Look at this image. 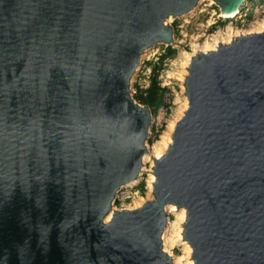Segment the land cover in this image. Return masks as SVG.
Listing matches in <instances>:
<instances>
[{
  "label": "water",
  "instance_id": "water-1",
  "mask_svg": "<svg viewBox=\"0 0 264 264\" xmlns=\"http://www.w3.org/2000/svg\"><path fill=\"white\" fill-rule=\"evenodd\" d=\"M197 2L0 0V264H172L165 204L194 264H264V32L193 56L154 199L104 222L146 153L130 78Z\"/></svg>",
  "mask_w": 264,
  "mask_h": 264
},
{
  "label": "rangeland",
  "instance_id": "rangeland-1",
  "mask_svg": "<svg viewBox=\"0 0 264 264\" xmlns=\"http://www.w3.org/2000/svg\"><path fill=\"white\" fill-rule=\"evenodd\" d=\"M261 2L262 0H249L248 4L254 9ZM191 11L192 13L179 17L170 16L168 19L166 18V23L170 24L173 29V42L169 46L175 49V53L167 56L161 62L159 58L164 53L166 45L162 43L155 44L146 55L143 54L144 56H142V60H140L130 81V93L133 98L137 92V87L141 90L147 88L154 74H157L160 86L166 88L160 110L157 109L155 114L151 113L149 136L145 142L147 150L152 151L151 148L160 140L163 131L166 130L168 120L175 116L178 111V100H183L185 96L184 82L181 79L183 54L185 52L192 53L195 45H201V49L204 43L210 42L215 35L220 34L222 37H226L225 35L230 31L243 30L244 32V30L257 26L254 21L256 17H253V12L251 11L249 12L250 15L248 13L243 20L238 16L233 18L220 17L218 15L221 12L219 6L213 0H199ZM262 19H264V15L257 14L256 20L261 22ZM153 68L158 70L154 71ZM153 166L154 162L146 160V164L142 165L144 170L140 173L141 177L138 183L132 186H124L119 190L112 202L114 210L128 209L135 206L136 203L140 207L144 202L154 199V196H150L147 187V181ZM166 214L170 221L175 220L172 213L166 212ZM170 233H172L171 230L165 234L166 243L164 244L166 245L164 249L167 252H164L173 255L181 254L183 247L181 244L170 245Z\"/></svg>",
  "mask_w": 264,
  "mask_h": 264
},
{
  "label": "bare ground",
  "instance_id": "bare-ground-1",
  "mask_svg": "<svg viewBox=\"0 0 264 264\" xmlns=\"http://www.w3.org/2000/svg\"><path fill=\"white\" fill-rule=\"evenodd\" d=\"M197 3H196V5H197ZM196 5H194V7ZM194 7H192L188 12H186L184 14L192 13L191 10ZM237 13L234 12V13H230V14H224V13L220 12V14H218V15H220V17H224V18H233L236 15H238ZM184 14H182V15H184ZM256 14H258V12H256ZM170 16L171 15H168V17H170ZM168 17H166V18L168 19ZM172 17H174V16H172ZM254 21H255V25L257 24L256 27L254 26L253 28H250L248 30H244V32H243V30L242 31L236 30L235 32L229 30L230 32H228L225 35L226 37H222L218 33L219 35H215V36L213 35L214 37H212V40L210 42H205L203 47H201V49H200L201 45L200 46L199 45H195L194 51L192 53L185 52L183 54V57H182L183 61H182V71H181L182 72L181 73V79L184 82V84H185L186 76L189 73L188 72V68H189L190 63L192 61V58H193V56L198 54V52L206 54V53H208V51L217 50L218 45H221V44L222 45L223 44L226 45V44H229V43L235 41V39L238 36H240V35L244 36L245 34L264 32V19H262L261 22H258L259 20H256V18H255ZM165 23H166V20H165ZM151 48L152 47L144 49V51L140 55L138 64H139L140 60H142V56L146 55L150 51ZM138 64H137V66H138ZM137 66H136V68H137ZM136 68H135L134 72L136 71ZM133 74H132V76H133ZM132 76H131V78H132ZM179 77H180V75H179ZM131 78H130V81H131ZM184 87H183V89L185 91ZM178 102H179L178 111L175 114V116H173L170 120H168V124L166 126V130L163 131V133H162V135L160 137V140H158L154 144L153 148H151L152 151L149 150V149L147 150V148H146V153H144L142 155V158H141L142 164H141V167H140V170H139L137 176L134 177L132 180H130L128 183H125L124 186H132V185L137 184L139 179H140V177H141L140 173H141L142 170H144V167H142V165L146 164V160H150L151 162H154L155 159H159L167 151V145H170V143H172V141H173V133L175 132V129L177 127V123L183 117V113L188 109V99H187L186 96H184L183 100L179 99ZM149 176L150 177H149V179L147 181V187H148L150 196H154V192L153 191H154V182L156 181V176L154 175L153 171L150 172ZM144 203H146V202H144ZM143 205L144 204H142L141 206H143ZM138 206H139V204L136 203L135 206L129 207L126 210H135V209H138V208L141 207V206L140 207H138ZM113 211H114V209H113V207H111V210L106 214V216L104 218V222H107V221H109L111 219ZM164 211H165V213L166 212L167 213H172L174 215L175 220L170 221V219L167 217V214H166V223H165V225H164V227L162 229V232H161V236H162L161 237L162 238L161 239V243L163 242L162 251L163 252L166 251V249H164V246L166 245V244H164V243H166L165 234L169 230H171L172 233H170L171 235L169 236L170 237V239H169L170 240V245L181 244V246H183L181 254H177V255H173L171 253L167 254L171 258V263L172 264H194V261L192 259V251H193V249H192L191 245L188 243V241H186V239L183 236V232H184L183 225H184L185 221H187L186 220V209L184 207H177L174 204H165L164 205ZM162 233H163V235H162ZM167 240H168V238H167Z\"/></svg>",
  "mask_w": 264,
  "mask_h": 264
},
{
  "label": "trees",
  "instance_id": "trees-1",
  "mask_svg": "<svg viewBox=\"0 0 264 264\" xmlns=\"http://www.w3.org/2000/svg\"><path fill=\"white\" fill-rule=\"evenodd\" d=\"M174 53L175 49L168 45L166 46L164 53L160 55L159 59L162 62L167 56H171ZM153 70L157 71L158 69L153 68ZM165 90V87L160 86L157 80V74H154L147 88L141 90L139 87H137V92L134 96V99L140 104L147 105L150 108L151 113L155 114L162 103Z\"/></svg>",
  "mask_w": 264,
  "mask_h": 264
},
{
  "label": "built area",
  "instance_id": "built-area-1",
  "mask_svg": "<svg viewBox=\"0 0 264 264\" xmlns=\"http://www.w3.org/2000/svg\"><path fill=\"white\" fill-rule=\"evenodd\" d=\"M248 2H249V0L245 1V3L242 5L240 10L238 11V13H237L238 15H236V16L241 17V19L243 20V19H245V17H247V15L250 11L253 12V17H256V18H257L256 12H258V15L259 14L264 15V0H262V2L259 3L254 9L248 4ZM249 15H250V13H249ZM149 72H150V70H149ZM160 106L158 108L159 110H160ZM117 194H118V192L116 193V196H117Z\"/></svg>",
  "mask_w": 264,
  "mask_h": 264
}]
</instances>
